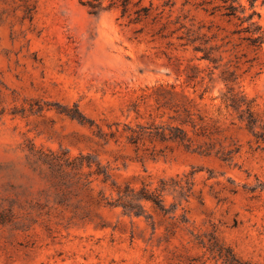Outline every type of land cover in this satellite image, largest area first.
Here are the masks:
<instances>
[{
	"label": "rangeland",
	"instance_id": "1",
	"mask_svg": "<svg viewBox=\"0 0 264 264\" xmlns=\"http://www.w3.org/2000/svg\"><path fill=\"white\" fill-rule=\"evenodd\" d=\"M85 1L0 0V264H223L219 247L264 264V46L241 44L248 22L221 0H131L130 18ZM236 1L264 30V0ZM173 127L189 146L151 136Z\"/></svg>",
	"mask_w": 264,
	"mask_h": 264
},
{
	"label": "trees",
	"instance_id": "2",
	"mask_svg": "<svg viewBox=\"0 0 264 264\" xmlns=\"http://www.w3.org/2000/svg\"><path fill=\"white\" fill-rule=\"evenodd\" d=\"M106 0H87L83 2V6L88 8V10L93 14H99L105 10H109L112 8H118L120 7L122 9V17L128 16L131 17V14H129L130 11V5L131 0H109L110 3L108 6H105ZM222 6L225 10L224 16L230 19H238L241 21L242 24L245 22H248V26L245 28H242L241 30L237 31L236 34L240 35V41L241 44H245L246 48L248 50L253 51H259L264 46V30L256 25V23L252 22L254 18V14L249 15L248 17H241L240 14H244V11H239V6L236 5V0H221ZM204 4H212L211 2L203 1L200 5ZM219 7H213V10H216ZM145 9H141L139 11H136L137 17L134 19H131L130 22L139 23L144 18H149V13H142V11ZM145 12V11H144ZM148 12V11H147ZM215 12V11H214ZM213 12V13H214ZM244 34V36L242 35ZM198 40V39H197ZM197 42L196 40L192 41V43ZM195 51L202 52L203 56L201 59L209 61V62H215V59L211 57L210 53L201 46H196ZM225 82L227 85H230L233 81L231 79H225ZM224 103L227 105V107L232 108L233 110L237 111L240 114L241 120H246L247 126L250 128H253L256 125V119L252 112L251 103L247 101L246 97L241 96V94L236 93L234 91V88L229 86L227 93L223 95ZM72 116V115H71ZM72 118H77L75 116H72ZM129 130V140L133 144H138L140 140L145 136L146 133H143L142 131H137L135 129H128ZM152 137L159 138L161 141H173V142H179L181 144L189 146V143L191 142V139L188 137V134L180 128H171L169 132L166 131H160L156 132L154 135H151ZM188 143V144H187ZM86 160L87 166L92 169L93 166H96V169L92 172L93 175L96 176H103L104 177V183H106L109 180V175L105 169H103L100 166L99 162L92 161L91 157H84L80 156L76 159L78 161L77 165ZM76 165V166H77ZM139 199H147L158 206L160 205V195L158 194H149L145 189L142 190V192L138 195ZM126 208H131V204L128 203L125 205ZM219 258L223 261V264H253L248 261L241 260L238 258L229 248L225 249L223 247H219Z\"/></svg>",
	"mask_w": 264,
	"mask_h": 264
}]
</instances>
